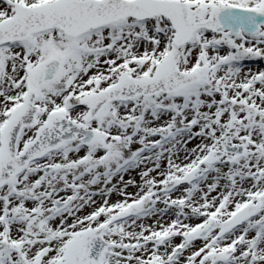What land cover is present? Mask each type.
Here are the masks:
<instances>
[{"label":"snow or ice","instance_id":"obj_1","mask_svg":"<svg viewBox=\"0 0 264 264\" xmlns=\"http://www.w3.org/2000/svg\"><path fill=\"white\" fill-rule=\"evenodd\" d=\"M0 264H264V0H0Z\"/></svg>","mask_w":264,"mask_h":264},{"label":"rangeland","instance_id":"obj_2","mask_svg":"<svg viewBox=\"0 0 264 264\" xmlns=\"http://www.w3.org/2000/svg\"><path fill=\"white\" fill-rule=\"evenodd\" d=\"M133 175H135V173H133ZM136 178H137V179H139V177H138V176H137ZM125 179H128V177L126 176V177H125Z\"/></svg>","mask_w":264,"mask_h":264}]
</instances>
